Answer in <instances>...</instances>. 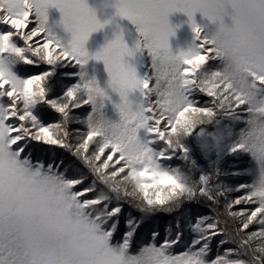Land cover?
Returning a JSON list of instances; mask_svg holds the SVG:
<instances>
[{
    "label": "snow or ice",
    "instance_id": "snow-or-ice-1",
    "mask_svg": "<svg viewBox=\"0 0 264 264\" xmlns=\"http://www.w3.org/2000/svg\"><path fill=\"white\" fill-rule=\"evenodd\" d=\"M244 3L116 0V14L151 40L154 75L138 77L125 58L145 49L117 36L90 57L110 88L81 73L51 100L44 66H82L102 25L84 0H0V264H264V23ZM49 8L62 13L67 47L47 27ZM177 12L200 43L173 55ZM196 13L218 25L211 37ZM107 90L119 123L98 117Z\"/></svg>",
    "mask_w": 264,
    "mask_h": 264
},
{
    "label": "rangeland",
    "instance_id": "rangeland-1",
    "mask_svg": "<svg viewBox=\"0 0 264 264\" xmlns=\"http://www.w3.org/2000/svg\"><path fill=\"white\" fill-rule=\"evenodd\" d=\"M84 3L90 9H93L95 11L98 22L103 24L106 19L109 22L107 24H104L103 28L98 29L95 32L89 33L83 45L85 52L89 54V59L82 66H76V72L73 75H75L78 80L77 84L80 82V74L83 73L85 79H95L97 84L101 88H106V82L108 80L106 69L101 61L92 60L90 58L91 54L97 51L107 41L113 39L114 34H122L124 42L128 45L130 49L133 50H135L136 43L141 38L137 31V27L132 24L129 20L122 19L119 16H116L114 14L115 10L113 8L105 7L101 9L99 7L100 0H84ZM193 19L195 24L203 31V33H201L202 38L211 37L215 33L216 25L210 24L208 20L204 18L200 13H196ZM62 21L63 16L59 9H48L47 27L52 32V34L59 40V42L65 47H67L71 40V34L64 30ZM224 22L226 25H231V20L229 17H225ZM168 23L175 33L173 36L169 37V47L173 55H178L180 52L187 51L188 48L193 47L194 45H199L196 43L197 38L191 27V23L189 22L188 17L184 13L177 12L170 15L168 17ZM145 58L151 60L150 68L152 69V77L154 75L153 61L152 57L147 53L146 50L135 51L133 57H126L125 59L127 63H129L136 69L138 74V70L140 67L139 63ZM107 91L108 95L113 99L115 93H112L110 90ZM134 99L135 93L130 94L129 100L132 101ZM109 110L110 109H108V113L106 110V115L109 114V117L103 115L104 118L111 123H119V113L116 110L112 112H109Z\"/></svg>",
    "mask_w": 264,
    "mask_h": 264
},
{
    "label": "trees",
    "instance_id": "trees-1",
    "mask_svg": "<svg viewBox=\"0 0 264 264\" xmlns=\"http://www.w3.org/2000/svg\"><path fill=\"white\" fill-rule=\"evenodd\" d=\"M3 26H0V30H2ZM202 30V29H201ZM201 33H203V31H201ZM22 43V42H21ZM196 43L199 44L200 41L198 39H196ZM141 61V60H140ZM139 61V62H140ZM150 64H151V60L145 58L143 61H141L139 63L140 67L138 70V74H139V78L141 79H145V78H151L152 75V69L150 68ZM19 65L14 66V71H17V75H19ZM45 67V71L51 72V76L48 78V82L46 84V90L48 93V98L51 100H59L63 97L64 93L69 90L70 88H72L73 86H75L78 82L77 78L75 75H73L76 72V67H72L71 65H65V64H57L55 66H44ZM40 69H35V72H39ZM56 81H61L62 82V88L60 90H56L53 88V83ZM140 99V94L139 93H135V99L132 100L134 102L139 101ZM119 97L118 95L114 94L113 99L110 97V101H105V106L102 110V113H104L103 115H105L106 117H109V114L106 115V110L108 113V109L109 112H112L115 110V108L113 107L114 104L119 103ZM107 105V106H106ZM108 108V109H107ZM78 112L83 111V110H77ZM55 122V121H53ZM76 127V126H74ZM244 127V125L242 124H237L236 125V131L239 132L242 128ZM190 146H192L193 148H195L194 143H192ZM226 150V149H225ZM63 151V150H60ZM194 155L197 156V158H199V154L197 152H194ZM245 160L248 161V167L250 169V171L254 172L256 165L250 161L249 157H245ZM170 164L172 166H180L183 167V164L181 161L174 159L173 161L170 162ZM226 167L229 168V170H232V166L229 164H226ZM236 167H239L238 165ZM252 179V176H245V177H240V178H236L233 177L231 180L228 181L229 185L232 187H237L238 184L240 182H250ZM239 193H233L232 197H238ZM251 206H236V210H240L241 208H248ZM206 214H210L207 213V210H205Z\"/></svg>",
    "mask_w": 264,
    "mask_h": 264
},
{
    "label": "clouds",
    "instance_id": "clouds-1",
    "mask_svg": "<svg viewBox=\"0 0 264 264\" xmlns=\"http://www.w3.org/2000/svg\"><path fill=\"white\" fill-rule=\"evenodd\" d=\"M115 5H116V0H100V4H99V7L101 8V9H103V8H105V7H111V8H113L114 10H115V15L116 16H118L117 14H116V7H115ZM88 7V6H87ZM244 10L246 11V13L248 14V15H250V16H254V17H256L261 23H264V0H245V3H244ZM88 9L91 11V13H92V15L95 17V19L97 20V18H96V14H95V11L93 10V9H90L89 7H88ZM204 17V16H203ZM204 18H206L207 20H208V22L210 23V24H212V25H216V30H217V28H218V25L214 22V20H212V19H209V18H207V17H204ZM109 19H111V18H109ZM97 22H98V20H97ZM109 21L106 19L105 21H104V23L102 24V23H100L101 25H102V27L101 28H103L104 27V24H107ZM63 28H64V30L66 31V32H68V33H70V31L65 27V25L63 24ZM100 28V29H101ZM138 31V30H137ZM139 33V32H138ZM71 34V33H70ZM117 36H122L123 37V35L122 34H120V35H116V34H114V38L113 39H111L110 41H107L106 43H108V42H111V41H113V40H115L116 39V37ZM139 36H140V40H138L137 42H139L140 44H141V47L143 48V49H147V47L151 44V40L149 39V38H147V37H142L140 34H139ZM124 40V39H123ZM125 43V42H124ZM126 44V43H125ZM104 45V44H103ZM136 45H137V43H136ZM192 47H190V48H188V50L189 49H191ZM187 50V51H188ZM161 62V64H163L164 63V61H160ZM106 88H110V85H109V78H108V80H107V82H106ZM103 89H105V88H102V90ZM134 109H135V105L134 104H131V105H129V107H128V109H127V111L128 112H133L134 111ZM98 117H99V119H101V120H104L105 118H104V116H103V114H102V111L101 112H99L98 113ZM204 123H210V121H208V120H205L204 121ZM215 125L213 126V128H214V130H215ZM227 141L226 140H218V141H211L210 143H212L213 144V146H222L224 143H226ZM138 151V146L136 145V144H134V143H132V144H128L127 145V154H134L135 152H137Z\"/></svg>",
    "mask_w": 264,
    "mask_h": 264
}]
</instances>
